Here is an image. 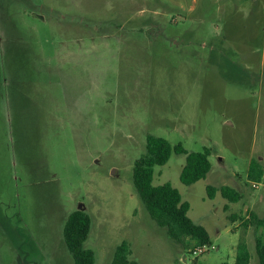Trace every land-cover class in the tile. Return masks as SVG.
I'll list each match as a JSON object with an SVG mask.
<instances>
[{
  "label": "rangeland",
  "instance_id": "obj_1",
  "mask_svg": "<svg viewBox=\"0 0 264 264\" xmlns=\"http://www.w3.org/2000/svg\"><path fill=\"white\" fill-rule=\"evenodd\" d=\"M149 135L212 150L205 180L183 185L173 153L153 182L190 204L211 238L202 252L172 241L135 192ZM252 163L264 173V0H0V264H74L63 230L78 210L95 264L124 241L140 264H235L245 241L258 264ZM208 186L243 199L211 200Z\"/></svg>",
  "mask_w": 264,
  "mask_h": 264
},
{
  "label": "trees",
  "instance_id": "obj_2",
  "mask_svg": "<svg viewBox=\"0 0 264 264\" xmlns=\"http://www.w3.org/2000/svg\"><path fill=\"white\" fill-rule=\"evenodd\" d=\"M186 156V163L182 169L180 180L183 185L191 186L205 180L212 170L210 157L212 150L205 148L202 152L189 153L181 144L175 147L168 140L149 135L146 140L145 153L135 162L133 167V186L142 205L156 224L166 230L167 236L177 244L185 246L187 241H193L200 248L210 247L211 238L207 229L193 222L189 216L190 204L183 201L180 192L171 184L155 186L154 176L157 167L165 166L172 154ZM264 177L263 169L256 163L250 166L248 180L261 183ZM209 199L213 200L219 193L231 204H237L243 196L236 189L229 186L215 188L208 186ZM227 210V206L225 207ZM233 223L237 216L229 218ZM248 228L251 225L264 227V218L259 219L251 213L248 220H244ZM91 218L83 210L69 215L63 230V239L74 264H95V253L86 248L91 232ZM256 252L258 264H264V240L256 238ZM131 245L124 241L116 249L112 264H140L131 259ZM251 253L245 241L237 246L235 264H250Z\"/></svg>",
  "mask_w": 264,
  "mask_h": 264
},
{
  "label": "crops",
  "instance_id": "obj_3",
  "mask_svg": "<svg viewBox=\"0 0 264 264\" xmlns=\"http://www.w3.org/2000/svg\"><path fill=\"white\" fill-rule=\"evenodd\" d=\"M234 189H235V188H234ZM236 190H237V189H236ZM237 191H238V190H237ZM238 192H239V191H238ZM218 194H219V193H218ZM218 194H217V195H218ZM226 205H227L228 207H230V204L226 203ZM226 205H225V206H226ZM251 210H252V209H251ZM255 213H256V212H255ZM256 215H259V214L256 213ZM233 224H235V223H233Z\"/></svg>",
  "mask_w": 264,
  "mask_h": 264
},
{
  "label": "built area",
  "instance_id": "obj_4",
  "mask_svg": "<svg viewBox=\"0 0 264 264\" xmlns=\"http://www.w3.org/2000/svg\"><path fill=\"white\" fill-rule=\"evenodd\" d=\"M204 248H206V247H204ZM197 249L200 251V252H202L203 250V248H200V247H197Z\"/></svg>",
  "mask_w": 264,
  "mask_h": 264
},
{
  "label": "water",
  "instance_id": "obj_5",
  "mask_svg": "<svg viewBox=\"0 0 264 264\" xmlns=\"http://www.w3.org/2000/svg\"><path fill=\"white\" fill-rule=\"evenodd\" d=\"M81 208V207H80Z\"/></svg>",
  "mask_w": 264,
  "mask_h": 264
}]
</instances>
